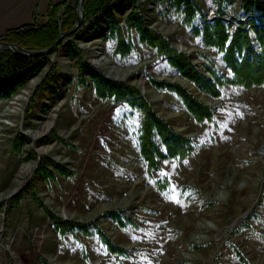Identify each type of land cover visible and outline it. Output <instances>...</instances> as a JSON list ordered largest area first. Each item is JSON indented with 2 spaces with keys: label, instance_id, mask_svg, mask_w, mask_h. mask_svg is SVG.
<instances>
[{
  "label": "rangeland",
  "instance_id": "obj_1",
  "mask_svg": "<svg viewBox=\"0 0 264 264\" xmlns=\"http://www.w3.org/2000/svg\"><path fill=\"white\" fill-rule=\"evenodd\" d=\"M49 1L61 0H0V35L43 20ZM73 1L59 14L67 3L74 9ZM197 1L205 18L215 9L211 0ZM136 2L147 24L179 51L195 61L207 54L223 66L219 53L179 20L159 17L155 0ZM226 8L232 20L244 17L240 24L257 19L236 4L215 10ZM105 18L101 11L65 38L107 76L136 84L159 116L194 137L195 147L185 158L161 160L152 177L134 138L139 114L131 116L125 100L101 99L92 86H77L74 60L56 46L36 74L0 99V264H243L242 256L264 264V85H226L210 96L138 43V55L118 62L113 43L98 36ZM151 77L182 84L212 108L213 119L197 120ZM40 164L50 178L37 174ZM40 202L66 219L96 220L125 253L111 252L96 234L61 232ZM110 209L123 210L131 222L101 217Z\"/></svg>",
  "mask_w": 264,
  "mask_h": 264
},
{
  "label": "trees",
  "instance_id": "obj_2",
  "mask_svg": "<svg viewBox=\"0 0 264 264\" xmlns=\"http://www.w3.org/2000/svg\"><path fill=\"white\" fill-rule=\"evenodd\" d=\"M155 1L159 5V17H173L179 20L190 29L189 33L197 38L200 44L219 53L223 66H217L207 54H199L202 60L195 61L191 53L179 51L169 36L147 24L145 17L139 12L136 0H83L84 22L104 11L106 28L101 29L98 36L113 43L111 53L115 60L131 61L139 54L136 44L147 45L156 55L165 58L171 71L189 79L199 91L210 96H220L226 85L243 88L264 85V24L260 22L264 13V0H211L210 4L216 10L236 4L238 12L244 10L245 13L256 15L255 20L248 19L251 21L248 28L245 25L234 26L220 18L207 20L206 11L197 0ZM65 2L66 0L49 1L43 20L10 27L0 35V39L28 49L49 46L58 37L60 29L70 28L76 20V13L70 3H67L59 14V9ZM118 13H123L122 18ZM76 34L77 31L73 35ZM60 46L64 47L69 57L74 60L76 70L73 79L77 81V86H92L95 94L101 99L125 100L129 107L128 113L131 116L139 114L134 138L150 175L153 168H158L161 160L182 159L189 155L195 147L194 137L178 132L159 116L150 100L141 95L136 84L109 77L101 69L92 66L72 38H64L57 45ZM52 53L29 57L8 48H0V99L8 98L16 92L30 76L36 74L49 61ZM150 81L159 88L178 95L197 120L213 119L212 108L182 84L155 77H151ZM50 163L58 171L69 174L64 165L55 161ZM38 169L37 174H42L47 179L53 175L49 168L43 167L42 164ZM44 170L49 171L50 175H45ZM153 179L155 184H161L160 178ZM40 204L55 220V226L60 228L61 232L77 230L85 235L96 234L111 252L125 253V248L116 243L96 220L66 219L52 212L47 205L41 202ZM101 217L121 226L131 222V218L120 209L107 210ZM241 261L243 264H252L244 256Z\"/></svg>",
  "mask_w": 264,
  "mask_h": 264
},
{
  "label": "water",
  "instance_id": "obj_3",
  "mask_svg": "<svg viewBox=\"0 0 264 264\" xmlns=\"http://www.w3.org/2000/svg\"><path fill=\"white\" fill-rule=\"evenodd\" d=\"M82 1L83 0L73 1V7L77 12L75 22L68 29H65V30L60 29L58 37L49 46L45 48H40V49H28L19 44L0 39V48L2 47L8 48L20 55H26L29 57L51 53L54 50V48L61 42L63 38L70 37L82 25L84 21V11H83Z\"/></svg>",
  "mask_w": 264,
  "mask_h": 264
},
{
  "label": "built area",
  "instance_id": "obj_4",
  "mask_svg": "<svg viewBox=\"0 0 264 264\" xmlns=\"http://www.w3.org/2000/svg\"><path fill=\"white\" fill-rule=\"evenodd\" d=\"M207 18L208 19L222 18V19H225V20H231L232 23H234L236 26L240 25L241 21L244 19V17H233V20H232L231 11L228 10L227 8L224 9L222 12L221 11H216L213 8H208V10H207Z\"/></svg>",
  "mask_w": 264,
  "mask_h": 264
}]
</instances>
